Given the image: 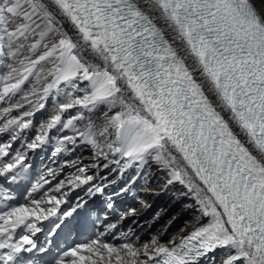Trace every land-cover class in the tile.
Wrapping results in <instances>:
<instances>
[{
	"label": "snow or ice",
	"instance_id": "1",
	"mask_svg": "<svg viewBox=\"0 0 264 264\" xmlns=\"http://www.w3.org/2000/svg\"><path fill=\"white\" fill-rule=\"evenodd\" d=\"M0 264H264V0H0Z\"/></svg>",
	"mask_w": 264,
	"mask_h": 264
},
{
	"label": "bare ground",
	"instance_id": "2",
	"mask_svg": "<svg viewBox=\"0 0 264 264\" xmlns=\"http://www.w3.org/2000/svg\"><path fill=\"white\" fill-rule=\"evenodd\" d=\"M70 134V133H69ZM149 179L151 180V186L156 189L162 184V179L159 177H154L153 173H149ZM139 184H143V180L138 181ZM179 189H174L169 193H161L160 195H154L151 193H146L142 191L136 192L135 195L128 193L121 197L116 198L117 213L129 208V207H140V201H144L151 205L150 208L143 210L140 215L134 218H130L121 224V229L123 231H128L131 229L142 239H148L151 235L161 232L163 229L167 228L168 235H175L179 229L183 228L185 223L192 220V214L190 216L176 222L172 220L173 217L180 216L181 213H187L183 211L184 204L189 201L183 199H177V194ZM138 195L140 198L136 202L135 196ZM137 197V196H136ZM138 198V197H137ZM157 211L154 212L155 207ZM177 206L179 207L177 209ZM160 213L159 219H156V214ZM189 214V213H188ZM108 220L111 222L114 219L115 214L108 212ZM169 221H172L169 224ZM175 222V223H173ZM142 234V235H141ZM168 237L165 236V239ZM118 242V241H113Z\"/></svg>",
	"mask_w": 264,
	"mask_h": 264
},
{
	"label": "rangeland",
	"instance_id": "3",
	"mask_svg": "<svg viewBox=\"0 0 264 264\" xmlns=\"http://www.w3.org/2000/svg\"><path fill=\"white\" fill-rule=\"evenodd\" d=\"M149 176H150V174H149ZM141 192V194L140 195H142V191H140ZM138 198H137V197ZM135 196V198H136V202L139 200V196L138 195H136ZM157 208H158V206L157 207H155V210H154V212L155 211H157ZM179 207L177 206V209H178ZM190 216V213L188 214V213H181V215L180 216H177V218H176V222H179V221H181V220H183V219H185V218H187V217H189ZM173 223H175V222H173ZM142 235V234H141Z\"/></svg>",
	"mask_w": 264,
	"mask_h": 264
}]
</instances>
